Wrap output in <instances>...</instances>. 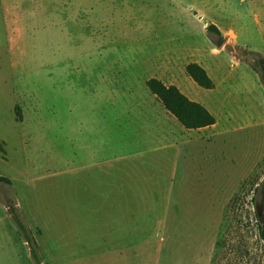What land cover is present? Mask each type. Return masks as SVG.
<instances>
[{
	"label": "rangeland",
	"instance_id": "obj_1",
	"mask_svg": "<svg viewBox=\"0 0 264 264\" xmlns=\"http://www.w3.org/2000/svg\"><path fill=\"white\" fill-rule=\"evenodd\" d=\"M262 60L264 0H0V264H264Z\"/></svg>",
	"mask_w": 264,
	"mask_h": 264
},
{
	"label": "trees",
	"instance_id": "obj_2",
	"mask_svg": "<svg viewBox=\"0 0 264 264\" xmlns=\"http://www.w3.org/2000/svg\"><path fill=\"white\" fill-rule=\"evenodd\" d=\"M206 31L208 34L214 33L217 36L220 35L219 30L213 24L208 25L206 27ZM261 62L252 66L256 71L261 69V75L264 76V62L263 60ZM257 65L261 67L258 68L259 66ZM185 71L201 88H214V82L202 65H199L196 62L188 63L185 66ZM146 86L149 91L160 100L166 111L171 114L185 129L199 130L215 124V118L208 111V109L201 103L189 99L188 96L181 92L177 86L172 84L167 85L157 78L148 79L146 81ZM0 149L2 150L1 143ZM0 182L10 184V180L3 176H0ZM18 226L23 231L24 225L21 222H18ZM26 242L28 241L26 240Z\"/></svg>",
	"mask_w": 264,
	"mask_h": 264
},
{
	"label": "crops",
	"instance_id": "obj_3",
	"mask_svg": "<svg viewBox=\"0 0 264 264\" xmlns=\"http://www.w3.org/2000/svg\"><path fill=\"white\" fill-rule=\"evenodd\" d=\"M155 96V95H154ZM156 97V96H155ZM157 98V97H156ZM158 99V98H157ZM160 101V100H159ZM161 103V102H160ZM162 105V103H161ZM161 107H163V109L166 111V109L164 108V106L162 105ZM167 112V111H166ZM168 113V112H167ZM202 129H205V128H202ZM200 130V129H199Z\"/></svg>",
	"mask_w": 264,
	"mask_h": 264
},
{
	"label": "water",
	"instance_id": "obj_4",
	"mask_svg": "<svg viewBox=\"0 0 264 264\" xmlns=\"http://www.w3.org/2000/svg\"><path fill=\"white\" fill-rule=\"evenodd\" d=\"M224 40L223 39H221L220 41H219V46L222 44V42H223Z\"/></svg>",
	"mask_w": 264,
	"mask_h": 264
}]
</instances>
